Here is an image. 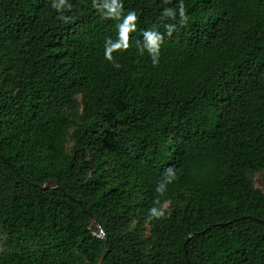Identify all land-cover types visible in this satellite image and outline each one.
<instances>
[{
  "label": "trees",
  "instance_id": "trees-1",
  "mask_svg": "<svg viewBox=\"0 0 264 264\" xmlns=\"http://www.w3.org/2000/svg\"><path fill=\"white\" fill-rule=\"evenodd\" d=\"M54 4L0 0V264H264V0Z\"/></svg>",
  "mask_w": 264,
  "mask_h": 264
},
{
  "label": "water",
  "instance_id": "water-1",
  "mask_svg": "<svg viewBox=\"0 0 264 264\" xmlns=\"http://www.w3.org/2000/svg\"><path fill=\"white\" fill-rule=\"evenodd\" d=\"M36 186L40 187V188H56L58 187L56 181L54 180H48L45 183H34ZM80 202V201H78ZM91 224H97L94 218H91ZM103 234V233H102ZM191 236V234L187 235L186 240Z\"/></svg>",
  "mask_w": 264,
  "mask_h": 264
},
{
  "label": "rangeland",
  "instance_id": "rangeland-1",
  "mask_svg": "<svg viewBox=\"0 0 264 264\" xmlns=\"http://www.w3.org/2000/svg\"><path fill=\"white\" fill-rule=\"evenodd\" d=\"M263 177L261 173H255L253 177L254 185L256 187L261 188L264 191V186H263Z\"/></svg>",
  "mask_w": 264,
  "mask_h": 264
},
{
  "label": "clouds",
  "instance_id": "clouds-1",
  "mask_svg": "<svg viewBox=\"0 0 264 264\" xmlns=\"http://www.w3.org/2000/svg\"><path fill=\"white\" fill-rule=\"evenodd\" d=\"M63 3H64V0H60V4H63ZM60 4H54L53 6L58 8L60 7ZM129 19H132V17H129ZM149 41L154 42V38L151 35H149ZM152 211L155 212V209H153Z\"/></svg>",
  "mask_w": 264,
  "mask_h": 264
}]
</instances>
